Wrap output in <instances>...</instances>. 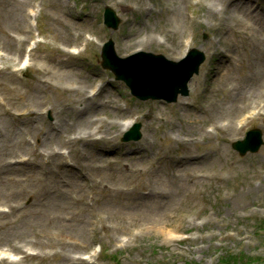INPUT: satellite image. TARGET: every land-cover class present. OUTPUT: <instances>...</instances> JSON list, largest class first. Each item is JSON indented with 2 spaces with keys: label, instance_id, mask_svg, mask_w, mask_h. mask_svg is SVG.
<instances>
[{
  "label": "rangeland",
  "instance_id": "obj_1",
  "mask_svg": "<svg viewBox=\"0 0 264 264\" xmlns=\"http://www.w3.org/2000/svg\"><path fill=\"white\" fill-rule=\"evenodd\" d=\"M63 24L87 41L74 54ZM129 34L171 60L204 51L187 96L141 100L101 66L109 38L134 52ZM263 94L264 0H0V264H264ZM128 119L139 140H121ZM255 127L241 156L231 143Z\"/></svg>",
  "mask_w": 264,
  "mask_h": 264
},
{
  "label": "water",
  "instance_id": "obj_2",
  "mask_svg": "<svg viewBox=\"0 0 264 264\" xmlns=\"http://www.w3.org/2000/svg\"><path fill=\"white\" fill-rule=\"evenodd\" d=\"M106 22L117 27L118 19L114 12L106 8ZM102 65L110 68L118 79H122L131 88L134 95L141 99L164 98L175 100L178 93H188L187 82L193 73L198 72L204 53L192 48L186 57L179 61L169 60L162 54L140 51L126 58L117 57L113 50V42L109 40L102 51ZM140 123L128 131L124 140L138 139ZM262 144L261 131L257 128L247 132L244 140L235 141L233 147L241 155L248 150L257 151Z\"/></svg>",
  "mask_w": 264,
  "mask_h": 264
},
{
  "label": "bare ground",
  "instance_id": "obj_3",
  "mask_svg": "<svg viewBox=\"0 0 264 264\" xmlns=\"http://www.w3.org/2000/svg\"><path fill=\"white\" fill-rule=\"evenodd\" d=\"M30 0H22V2H24V3H28ZM65 2V1H64ZM124 6H125V8H127V9H130L131 8V4L128 2V3H126V4H123ZM232 6L234 7V8H242V9H245V7L242 5V4H240V2H234L233 4H232ZM67 12H69V11H67ZM74 19H76V18H78V17H76L75 18V16H72ZM57 22H59L60 23V21L57 19ZM63 25L65 26V28H63ZM62 26H61V28H62V31H60V32H54L53 33V39L55 40V41H57V40H60L61 42H63L62 44H64V45H70L71 47H72V49H73V47H75V46H77L78 44H87V41H86V39H84L83 38V34H82V32H81V29L80 28H73L74 29V33H75V35L74 36H71L70 37V35H69V33H70V30L69 29H71L67 24H63ZM245 26H248L249 27V25H247V23L245 24ZM72 29V30H73ZM131 34H129V35H127L126 36V38H125V41H124V43H123V48H124V50H131V49H133V48H135L134 49V51H136V50H139V46L141 45V46H143L140 42H136L135 43V45H133L134 44V41L135 40H132L131 39ZM26 40V38L24 39V41ZM63 50H68V51H72L73 52V50H70V49H67V48H64ZM29 55H31V53H29ZM28 59H30V57L28 58ZM46 61H48V62H50V63H52L53 61L52 60H50V59H45ZM44 63V62H43ZM42 63V65H44ZM25 64H27V62L26 61H24L23 62V65H25ZM14 65V64H13ZM31 65H33L32 63H31ZM56 65L57 66H59V67H62V68H65V67H67L68 65H66L65 63H63V62H61V61H58L57 63H56ZM7 66L6 65H4V68H6ZM16 69H18V67H16ZM25 69H27V66L25 67ZM41 71H39L37 74H39L40 73V75L41 76H39V77H37V82H39V83H47L48 82V79H46V77L47 76H50V77H53L54 75H49L51 72H48V70L46 69V68H44V67H41V68H39ZM15 70V69H14ZM64 81H65V86H64V88L66 87V89L67 90H69V91H71V89L72 88H70V87H68V85L66 84L68 81H69V79H67V80H65L64 79ZM75 89V88H74ZM262 96H264V94L262 95ZM259 106H261L260 108H262V107H264V103L261 105V104H259ZM70 107V106H69ZM79 114V113H78ZM94 114H92V113H87V114H85L84 116H81V114H79L78 115V124L79 123H81L82 121H83V119L82 118H80V117H85V120L87 119V121H88V119H89V117H91V116H93ZM97 115V114H96ZM94 119H92L91 120V123L93 124L94 123ZM134 120H130V119H128V120H126V121H123V122H119V124L121 125V127L123 128V129H126L127 127H129V125L133 122ZM86 122V121H85ZM97 131H98V127H95V130H89V131H87L85 134H83V135H81V137H87V136H89V135H93L94 133H97ZM79 136V135H78ZM101 137H103V136H99V138H101ZM80 138V137H79ZM99 138H97V139H99ZM23 163L24 162H26V160H24L23 158H22V160H21ZM186 180H183L182 181V183H184ZM50 188H47V190H46V192H45V194L44 195H46V198H47V201H48V198H51L52 197V192H51V194L49 195V193H50V190H49ZM43 198H44V196L42 197V200H43ZM46 204H47V202H46ZM15 249H19V248H15ZM66 261H67V259H64L63 260V263L65 264L66 263ZM76 262H79V261H76Z\"/></svg>",
  "mask_w": 264,
  "mask_h": 264
},
{
  "label": "trees",
  "instance_id": "obj_4",
  "mask_svg": "<svg viewBox=\"0 0 264 264\" xmlns=\"http://www.w3.org/2000/svg\"><path fill=\"white\" fill-rule=\"evenodd\" d=\"M244 255L239 254L232 255L231 253H228L227 255L220 258V264H240L243 262ZM254 260V258H251L250 260Z\"/></svg>",
  "mask_w": 264,
  "mask_h": 264
}]
</instances>
